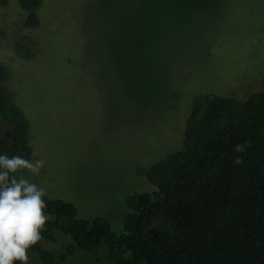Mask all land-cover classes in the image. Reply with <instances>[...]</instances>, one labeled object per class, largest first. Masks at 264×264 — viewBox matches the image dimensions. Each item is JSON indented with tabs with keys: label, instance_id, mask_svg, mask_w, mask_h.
Segmentation results:
<instances>
[{
	"label": "trees",
	"instance_id": "1",
	"mask_svg": "<svg viewBox=\"0 0 264 264\" xmlns=\"http://www.w3.org/2000/svg\"><path fill=\"white\" fill-rule=\"evenodd\" d=\"M18 2L24 26L38 27L43 0ZM95 4L119 93L137 110L162 112L174 99L169 54L183 43L176 39L218 0ZM14 51L32 59L35 40L22 36ZM10 76L0 64V152L31 159L30 121L7 89ZM182 135L180 147L134 166L113 214L79 217L73 202L46 193L48 218L29 264H74L69 259L80 252L89 257L84 264H264V89L243 100L194 94ZM141 178L153 189H136ZM61 236L68 239L59 248L47 245Z\"/></svg>",
	"mask_w": 264,
	"mask_h": 264
},
{
	"label": "rangeland",
	"instance_id": "2",
	"mask_svg": "<svg viewBox=\"0 0 264 264\" xmlns=\"http://www.w3.org/2000/svg\"><path fill=\"white\" fill-rule=\"evenodd\" d=\"M95 1L43 0L36 28L24 26L27 13L18 0L0 3L7 89L30 121V160L45 161L38 174H24L49 197L73 202L86 218L113 214L134 166L181 146L194 94L243 100L264 89V0H218L215 9L200 13L198 25L176 39L183 43L169 54L174 99L155 114L135 109L119 93ZM22 36L35 40L30 60L15 54ZM136 189L153 187L141 178ZM67 239L47 245L59 248ZM85 258L80 252L69 260L84 264Z\"/></svg>",
	"mask_w": 264,
	"mask_h": 264
},
{
	"label": "clouds",
	"instance_id": "3",
	"mask_svg": "<svg viewBox=\"0 0 264 264\" xmlns=\"http://www.w3.org/2000/svg\"><path fill=\"white\" fill-rule=\"evenodd\" d=\"M234 162L240 163L239 157ZM44 163L0 152V264H29V251L42 238L46 190L24 172L38 174Z\"/></svg>",
	"mask_w": 264,
	"mask_h": 264
}]
</instances>
